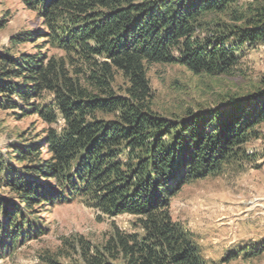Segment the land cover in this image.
<instances>
[{
    "label": "trees",
    "instance_id": "16d2710c",
    "mask_svg": "<svg viewBox=\"0 0 264 264\" xmlns=\"http://www.w3.org/2000/svg\"><path fill=\"white\" fill-rule=\"evenodd\" d=\"M243 1L19 0L40 26L0 51V110L44 127L7 147L20 167L0 149V257L44 236L52 208L80 202L132 216L133 230L112 224L97 244L80 236L45 264H205L172 202L187 184L257 167L248 146L264 137V80L212 107L163 114L149 71L234 76L264 46V0L248 12ZM24 43L35 51L12 53Z\"/></svg>",
    "mask_w": 264,
    "mask_h": 264
},
{
    "label": "rangeland",
    "instance_id": "374dc122",
    "mask_svg": "<svg viewBox=\"0 0 264 264\" xmlns=\"http://www.w3.org/2000/svg\"><path fill=\"white\" fill-rule=\"evenodd\" d=\"M255 4L245 0L241 11L253 10ZM0 19H5L0 29V51L12 47V36L40 26L19 0H0ZM11 51L34 52L35 48L24 43ZM236 68L232 77L211 78L194 76L180 66H152L149 77L155 98L153 107L163 114L182 115L189 108L212 107L225 93L253 89L264 80V46L248 51ZM43 127L36 116L18 118L11 111L0 110V149L7 160L19 166L7 147L19 135L28 138ZM248 148L260 154L254 163L257 167L244 171L228 168L220 176L187 184L172 202L174 218L193 233L205 264H264V137ZM43 219L48 232L0 257V264H45L47 254L64 249L65 242L81 236L97 244L112 224L132 231L134 220L129 215L107 218L80 202L52 208ZM58 260L71 262L64 257Z\"/></svg>",
    "mask_w": 264,
    "mask_h": 264
}]
</instances>
